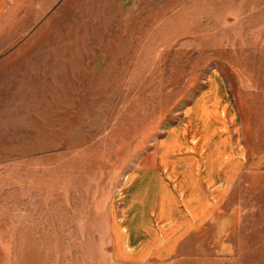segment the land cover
<instances>
[{"label":"rangeland","instance_id":"rangeland-1","mask_svg":"<svg viewBox=\"0 0 264 264\" xmlns=\"http://www.w3.org/2000/svg\"><path fill=\"white\" fill-rule=\"evenodd\" d=\"M208 98L211 217L129 249L134 175ZM0 264H264V0H0Z\"/></svg>","mask_w":264,"mask_h":264},{"label":"crops","instance_id":"crops-1","mask_svg":"<svg viewBox=\"0 0 264 264\" xmlns=\"http://www.w3.org/2000/svg\"><path fill=\"white\" fill-rule=\"evenodd\" d=\"M198 101L193 119L175 124L133 177L124 227L129 249H166L171 234L194 228L196 221L203 225L211 217L204 210L218 202L210 200L215 180L232 168L227 161L234 156L211 129L221 100L208 98L200 106Z\"/></svg>","mask_w":264,"mask_h":264}]
</instances>
